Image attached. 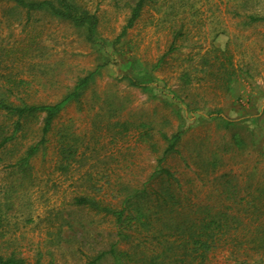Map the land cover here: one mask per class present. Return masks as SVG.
<instances>
[{"label": "rangeland", "instance_id": "obj_1", "mask_svg": "<svg viewBox=\"0 0 264 264\" xmlns=\"http://www.w3.org/2000/svg\"><path fill=\"white\" fill-rule=\"evenodd\" d=\"M74 1L98 16L94 42L68 22L0 2V93L56 103L96 72L45 137L41 116L0 152V255L86 264L117 243L118 227L76 199L116 209L148 184L134 241L116 249L151 254L166 245L163 221L225 212L208 264H264V21L249 19L264 17V0H148L125 34L139 0ZM39 142L30 167L15 166ZM159 166L174 174L178 203L163 204Z\"/></svg>", "mask_w": 264, "mask_h": 264}, {"label": "trees", "instance_id": "obj_2", "mask_svg": "<svg viewBox=\"0 0 264 264\" xmlns=\"http://www.w3.org/2000/svg\"><path fill=\"white\" fill-rule=\"evenodd\" d=\"M5 0H0V2ZM17 7L24 9L28 14L45 13L54 18L63 20L72 24L77 29L86 31V38L89 42L95 41V36L99 24L98 16L91 13L86 8L75 3L74 0H12ZM148 0H139L132 10L131 17L127 26L123 30V34L127 29L131 28L136 20L140 17V13L144 3ZM251 22L264 21V17L250 15ZM96 72L81 78L74 89L65 95L63 99L51 104H30L25 98L19 97V93L7 91L0 93V119L6 118L11 121L10 125L0 122V152L6 151L8 146L16 140L18 134L23 133L28 123L44 117L43 137L50 132L54 120L59 114L72 102L78 101L94 79ZM13 97H17L19 103L11 101ZM180 139L179 134L173 135L168 152L175 151L177 142ZM44 140V138H43ZM42 140V141H43ZM41 141V143H42ZM40 142L28 147L25 154L17 159L15 166L26 170L30 167V160L38 153ZM163 176V182L167 183L165 188L166 194L163 196V204L173 200L178 203L174 195V191L169 185L174 174L166 168L159 166L155 174ZM148 184H144L142 189L128 193L121 201L120 208H113L98 202L95 198L80 197L76 199V203L81 206H88L97 211L105 212L115 217L118 227L117 243H131L133 237L132 228L137 227L140 220L136 217L135 211L139 212L138 207L143 200L152 193L149 191ZM164 212V210H163ZM141 223L145 225L148 223ZM229 217L225 212H219L215 217L208 216L206 219H189L175 224L172 221H163V249L159 251H151L148 254L146 250L139 249L137 251L116 249L114 244L109 251L100 253L93 260L86 264H100L106 259L107 255H111L118 264H208L209 254L217 247L222 240V230L226 228ZM173 223V224H172ZM220 234V235H219ZM134 246V244H133ZM0 264H28L24 258L17 257L15 254L9 256L0 255ZM236 264H251L246 261L237 262Z\"/></svg>", "mask_w": 264, "mask_h": 264}]
</instances>
